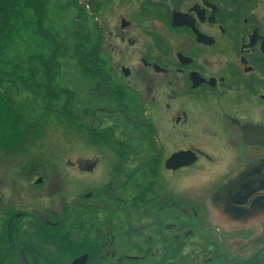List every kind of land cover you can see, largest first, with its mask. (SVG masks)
I'll use <instances>...</instances> for the list:
<instances>
[{
    "label": "flooded vegetation",
    "instance_id": "flooded-vegetation-1",
    "mask_svg": "<svg viewBox=\"0 0 264 264\" xmlns=\"http://www.w3.org/2000/svg\"><path fill=\"white\" fill-rule=\"evenodd\" d=\"M61 1L97 180L70 197L1 134L0 264H264V226L206 220L264 205V0Z\"/></svg>",
    "mask_w": 264,
    "mask_h": 264
},
{
    "label": "rangeland",
    "instance_id": "rangeland-1",
    "mask_svg": "<svg viewBox=\"0 0 264 264\" xmlns=\"http://www.w3.org/2000/svg\"><path fill=\"white\" fill-rule=\"evenodd\" d=\"M62 5L61 0H52L51 17L58 31L65 35L67 26L71 27L73 25L71 23L72 13L68 9L63 8ZM14 39L16 47L13 53L14 59L24 60V58L35 53H46V50L41 49L40 45H38L40 41H36L25 30L19 31ZM61 63L62 71L58 79L60 85L68 89H74L77 92L78 87L80 88L81 86V79L77 72L76 60L66 56L61 59ZM3 88L6 89L5 94H3V101L6 102L4 106L8 104L11 98L14 102L13 109L15 110L11 116H16V124L12 120L11 128L10 124L7 126L5 121V128L19 131V133L17 132L18 136L13 137L9 142L7 141L5 145L15 146L16 150H21L24 158H29L31 154L35 155V169L42 167L40 161L48 159L52 162L54 161L52 176H55L64 184L67 182L70 197L79 194L81 185L94 183L97 180L95 173L83 174L75 168L79 158H89L97 151L94 148L95 142L92 138L84 139L82 136L81 124L76 119L70 118L63 111H46L45 106L47 105H45V101L35 98L29 92H22L20 89L21 85L18 83L14 86L7 82L3 84ZM3 110L0 112L1 119L4 117L2 114L6 115ZM88 136L91 137V135ZM28 153H30L29 156H27ZM101 153L106 156V160L100 166L105 172V170L109 169L110 163L108 161L110 157L106 152ZM29 167L30 165L26 169H29ZM209 208L206 217L209 224L264 226V205L259 203L250 207L249 213H245L243 217L238 216V218H234V214L229 210L230 208L226 201L214 204V206L211 205ZM187 252L188 249H186L185 253ZM154 261L147 260L144 264H153L152 262Z\"/></svg>",
    "mask_w": 264,
    "mask_h": 264
},
{
    "label": "trees",
    "instance_id": "trees-1",
    "mask_svg": "<svg viewBox=\"0 0 264 264\" xmlns=\"http://www.w3.org/2000/svg\"><path fill=\"white\" fill-rule=\"evenodd\" d=\"M51 8V0H0V112L4 109L6 114H2L0 126L5 121L7 126L12 124L14 102L10 98L4 106L3 101L6 92L3 84L7 82L14 86L18 83L22 92L43 99L52 112H61L67 106L69 117L75 119L71 108L75 95L62 88L58 81L67 46L65 37L52 21ZM21 30L39 40L38 45L46 53H35L24 60L14 59V38ZM11 139L10 134L8 142Z\"/></svg>",
    "mask_w": 264,
    "mask_h": 264
},
{
    "label": "water",
    "instance_id": "water-1",
    "mask_svg": "<svg viewBox=\"0 0 264 264\" xmlns=\"http://www.w3.org/2000/svg\"><path fill=\"white\" fill-rule=\"evenodd\" d=\"M249 132V135L247 134V132H246V136H250V139H253V136H252V131L250 130V131H248ZM84 260H86V259H84ZM73 264H84V263H82V261L80 262L79 260H76V261H74V263Z\"/></svg>",
    "mask_w": 264,
    "mask_h": 264
}]
</instances>
